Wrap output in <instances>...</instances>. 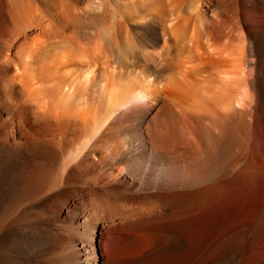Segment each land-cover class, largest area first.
Instances as JSON below:
<instances>
[{
    "label": "bare ground",
    "instance_id": "obj_1",
    "mask_svg": "<svg viewBox=\"0 0 264 264\" xmlns=\"http://www.w3.org/2000/svg\"><path fill=\"white\" fill-rule=\"evenodd\" d=\"M0 264H264V0H0Z\"/></svg>",
    "mask_w": 264,
    "mask_h": 264
}]
</instances>
